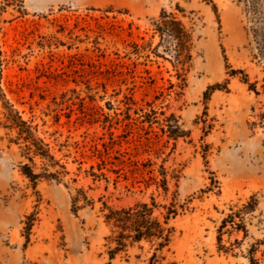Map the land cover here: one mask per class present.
I'll list each match as a JSON object with an SVG mask.
<instances>
[{"label": "rangeland", "instance_id": "rangeland-1", "mask_svg": "<svg viewBox=\"0 0 264 264\" xmlns=\"http://www.w3.org/2000/svg\"><path fill=\"white\" fill-rule=\"evenodd\" d=\"M146 204L153 237L108 220ZM252 259L264 0H0V264Z\"/></svg>", "mask_w": 264, "mask_h": 264}, {"label": "trees", "instance_id": "trees-1", "mask_svg": "<svg viewBox=\"0 0 264 264\" xmlns=\"http://www.w3.org/2000/svg\"><path fill=\"white\" fill-rule=\"evenodd\" d=\"M25 174L30 179H36V175L33 174L32 170L25 168L24 169ZM253 201V200H252ZM250 202L247 205L244 206L243 210H240L237 213H232L229 216H227L225 219H223L221 226L219 227V241L222 239V236L224 233H232V232H245V226L243 225L242 221V214L243 211H249L254 208V202ZM142 208L144 209V214L140 215L139 212L136 211V209H129L127 211L123 210L120 212H113L110 217H108L109 222L114 221L116 223H122V222H128V223H136L138 226L134 229L136 232V235L134 239L136 241H140L144 236L147 238L153 237V225H158V223H153L150 220V216L152 214L151 209L148 207V205H143ZM144 229V231H143ZM128 230V229H127ZM161 243L159 244L160 248H164L170 243V234L164 235L163 232H161L160 235ZM121 246H123L121 243H119ZM252 264H259L255 259L251 260Z\"/></svg>", "mask_w": 264, "mask_h": 264}]
</instances>
